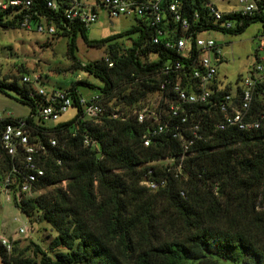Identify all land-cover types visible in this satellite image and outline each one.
<instances>
[{
    "label": "trees",
    "instance_id": "obj_1",
    "mask_svg": "<svg viewBox=\"0 0 264 264\" xmlns=\"http://www.w3.org/2000/svg\"><path fill=\"white\" fill-rule=\"evenodd\" d=\"M178 2L192 23L191 41L207 30L240 34L255 22L264 35L261 2L252 15L226 13L223 20L234 23L230 29L209 16L207 1ZM33 8L52 20L57 37L67 39L68 70L101 82L94 94L101 97L105 110L96 118L84 117L80 99L86 97L77 86L95 87L81 79L66 90H53L70 95L76 114L49 127L37 118L45 100L31 96L32 86L22 81L24 76L0 78L1 93L12 91L30 106L29 115L21 120L28 125L30 142L44 148L35 155L44 176L33 193L44 192L20 201L13 195V202L27 217L38 215L55 233L46 251L30 242L36 259L14 241L11 253L0 245V264H264V125L247 131L217 130L210 115L196 107L187 125L199 122L202 139L186 152L169 129L144 146L143 135L156 124L139 123L132 110L160 91L165 65L181 61L190 66L191 61L154 44L157 27L147 18H132L134 23L125 32L91 40L88 27L63 16L66 2L56 12L41 0ZM0 27L18 28L14 21L2 19ZM78 37L88 47L103 49L104 56L82 64L76 56ZM114 113L123 118H112ZM12 120L2 121L0 131ZM85 135L96 141L95 148L84 146ZM52 139L56 146H51ZM5 172L14 173L16 183L23 181V153L20 149L11 158L0 143V173ZM144 180L164 184L152 190L142 184Z\"/></svg>",
    "mask_w": 264,
    "mask_h": 264
},
{
    "label": "built area",
    "instance_id": "obj_2",
    "mask_svg": "<svg viewBox=\"0 0 264 264\" xmlns=\"http://www.w3.org/2000/svg\"><path fill=\"white\" fill-rule=\"evenodd\" d=\"M36 1L0 0V19L14 21L18 28L27 32L55 35L57 28L52 20L48 21L47 16L33 8ZM41 1L46 9L54 12L58 11L60 4L66 2L68 8L64 10L63 16L73 23L86 27L98 21L101 11L109 21L119 17L147 18L152 27H157V35L152 40L154 44H162L166 49L175 50L186 57V62L191 61L190 66L188 63L182 64L181 61L165 65L162 69L165 79L160 84V91L148 96L137 109L132 110V115L139 123L151 121L156 124V127L143 135L144 146H149L153 138L169 129L173 138H178L186 152L196 140L202 139V136L197 133L200 130L199 122L187 125L188 119L194 118L196 107H201L203 114L210 115L211 124L217 130L236 128L247 131L259 129L264 125V35L258 37L262 39V42L256 48V64L250 68L248 76L240 78L235 87H232L225 83L218 73V65L225 60L222 45L211 38L200 37L199 34L202 32L196 34L191 41L189 30L192 28V23L179 6L178 0ZM258 2L264 5V0H238L241 8L235 12L241 16L252 15L257 10ZM204 7L208 9L209 16L214 22H221V27L225 29L233 27V21L223 20L225 13L219 11L214 4L205 3ZM167 15L170 18L169 22ZM198 16L196 13L194 17L198 19ZM161 24L164 26L172 24V27L159 28ZM257 52H262L263 55L260 57ZM187 66L189 68L185 69ZM184 79L186 82L182 85ZM22 81L32 86L31 96L40 95L45 100V105L38 112V120L58 121L73 106V100L67 92L45 90L39 76L33 78L24 76ZM80 105L84 117L87 118H96L105 110V105L98 94H93L87 99L81 98ZM255 108L258 111H255ZM111 116L114 119L123 118L120 113H114ZM6 119L13 120L2 126L1 148L11 158L17 157L21 149L25 172L22 176L23 181L19 183H16L14 174L19 173L17 170H14L13 174L0 173V193L11 197L15 195L20 201L33 193L35 184L44 176V170L35 160L38 150H44V148L30 142L29 129L25 120L0 112V123ZM50 144L56 146L57 142L52 139ZM83 144L91 149L97 145L96 141L88 135L84 136ZM142 184L156 190L164 182L144 180ZM19 233L29 238L31 231L20 228ZM12 242L9 239H3L0 245L7 253H11Z\"/></svg>",
    "mask_w": 264,
    "mask_h": 264
},
{
    "label": "rangeland",
    "instance_id": "obj_3",
    "mask_svg": "<svg viewBox=\"0 0 264 264\" xmlns=\"http://www.w3.org/2000/svg\"><path fill=\"white\" fill-rule=\"evenodd\" d=\"M204 2L214 4L219 11L225 12L241 8L238 0H204ZM133 23L132 18L124 17L109 21L101 11L98 21L88 27L87 36L91 40L107 38L125 32ZM258 34H262V27L257 22L251 23L243 33L236 35L218 30H207L199 34L200 37L211 38L222 45L225 60L218 65V73L225 83L235 87L240 78L249 75L250 68L256 64V48L262 42V39L256 38ZM66 43L65 37L27 32L20 28L0 27V78L11 75L18 78L39 76L42 77L41 82L47 91L66 90L72 83L83 79L95 88L78 85L77 89L83 97H90L98 91L101 82L82 71L68 70L70 61L66 58ZM76 44V56L82 64L104 56L103 49L88 47L80 37ZM258 54L260 57L263 55L262 52ZM155 57L156 55H151L152 59ZM20 69L24 72L20 73L18 71ZM0 112L10 114L13 118H26L30 113V106L20 102L19 96L12 91H7L5 94L0 92ZM75 114L76 110L71 107L58 121H47L45 125L53 127L68 122ZM43 192L32 193L28 197H35ZM39 218L36 214L27 217L14 204L10 195L0 193V241L9 239L16 242L18 248L27 250V255L34 259L36 257L32 255L33 248H28L30 242L38 244L46 251L49 241L55 235L50 226ZM20 228L31 231L29 239L25 240V237L19 233Z\"/></svg>",
    "mask_w": 264,
    "mask_h": 264
},
{
    "label": "crops",
    "instance_id": "obj_4",
    "mask_svg": "<svg viewBox=\"0 0 264 264\" xmlns=\"http://www.w3.org/2000/svg\"><path fill=\"white\" fill-rule=\"evenodd\" d=\"M216 7V6H215ZM217 8V7H216ZM234 11H236V10H234ZM234 11H229V12H225V11H221L222 13H232V12H234ZM112 24V23H111ZM260 35L258 34V35H256V38H258ZM223 49V48H222Z\"/></svg>",
    "mask_w": 264,
    "mask_h": 264
}]
</instances>
